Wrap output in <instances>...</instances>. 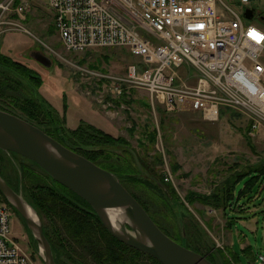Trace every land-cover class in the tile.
<instances>
[{
    "label": "rangeland",
    "instance_id": "rangeland-1",
    "mask_svg": "<svg viewBox=\"0 0 264 264\" xmlns=\"http://www.w3.org/2000/svg\"><path fill=\"white\" fill-rule=\"evenodd\" d=\"M9 1L11 0H0L4 3ZM22 1L29 4L24 12L25 19L14 16L12 10H6L1 15L0 20L4 22H0V53L26 63L36 72L34 75L41 77L43 85L39 89L36 88L35 95L42 98V102L37 101L42 103L44 112L48 114L40 108L28 105L38 113L37 117L41 122L32 119L28 111L20 109L23 107L22 99L30 97V94L18 87L17 83L22 77L2 66L0 84L7 79L5 85L15 87H3L5 94L0 95V108L44 127L49 125L48 117L51 112L55 116L53 124L58 130H62L57 131L58 135L67 140L68 144L76 143L72 136L75 133L69 134V131L78 127V119L89 118L88 115L96 112L104 122L98 124L100 126L91 124L94 128L129 142L126 145L117 141L111 145L113 154L107 156L109 161L107 162L106 158L100 159L108 168L118 172L128 169L129 162L123 157H118V154L129 156L126 152L130 150L133 154L138 153V158H142L146 177L150 170L149 175L157 177L160 173L164 174L167 168L173 173L174 180L170 182L176 194H168L165 190L160 194L154 184L146 188L135 187L126 172L125 176H118L120 179L122 177L124 185L138 198L148 201L149 207L158 212L157 219L172 237H176L175 240L196 251L199 250L198 252H205L215 264H259V254H264L263 178L256 180L255 184L247 189V193L240 197L249 185V177L243 176L236 185L234 201L239 203L230 210L231 220H234L231 226L222 210L210 211L209 204L195 201L194 196V192L200 194L199 196L217 193L218 189L228 183L229 177H235L236 171L245 172L250 167L264 166V134L260 133L249 142L246 136L249 123L247 115L242 111L226 110L219 120L212 122L204 120L198 112L178 110L168 113L157 103L154 108L148 93L143 89H132L130 96L125 99L115 96L111 91L113 80L109 76L123 75L126 66L137 57L128 49L119 47L98 48L85 52L69 51L63 46L55 29L48 0ZM256 9L261 10L264 15V0L256 2ZM254 21L264 26V18L260 21L257 13L252 22ZM245 22L251 21L245 19ZM34 50H41L50 56L52 65L46 67L33 59ZM22 82L26 84L24 78ZM17 98H22L21 102H15ZM128 99L132 101L126 102ZM64 114H68V123L63 126ZM82 123L88 124V121ZM155 130L157 139L152 141L149 138L150 132ZM88 135L95 141L102 139L94 132ZM133 154L129 156L130 159H133ZM133 160L135 162V155ZM172 164L179 165L177 172L172 170ZM0 172L23 194L42 218L58 264H99L94 261L87 248L70 235L63 218L53 215L49 217L47 212L38 208L30 198L27 188L37 184L54 185L64 192L44 168L19 153L0 149ZM154 187L158 191L153 190ZM66 194L85 208L74 194ZM169 202L173 207L172 213L167 209ZM9 208L12 234L18 237L36 264H45L34 234L17 210L10 205ZM234 256L237 262L234 261ZM142 263L155 264L147 260Z\"/></svg>",
    "mask_w": 264,
    "mask_h": 264
},
{
    "label": "built area",
    "instance_id": "built-area-1",
    "mask_svg": "<svg viewBox=\"0 0 264 264\" xmlns=\"http://www.w3.org/2000/svg\"><path fill=\"white\" fill-rule=\"evenodd\" d=\"M257 1L48 0L47 4L69 51L119 47L137 57L123 75L109 76L115 96L143 89L154 108L157 103L168 113L198 112L212 122L226 110L242 111L249 120L246 134L255 139L264 134V26L252 22L256 13L260 21L264 15L256 9ZM13 2H0V19L6 10L26 18L27 3L13 7ZM247 9H253L252 18L246 16ZM164 176L174 180L169 168ZM10 216L9 205L0 200V264H36L12 234ZM259 264H264L262 253Z\"/></svg>",
    "mask_w": 264,
    "mask_h": 264
},
{
    "label": "water",
    "instance_id": "water-1",
    "mask_svg": "<svg viewBox=\"0 0 264 264\" xmlns=\"http://www.w3.org/2000/svg\"><path fill=\"white\" fill-rule=\"evenodd\" d=\"M253 14V9H247L248 18ZM37 52L34 58L50 67L52 59ZM0 149L34 160L54 180L90 203L112 235L162 264H215L206 254L189 248L162 230L116 173L60 142L35 123L1 108ZM134 155L141 167L138 155ZM0 191L34 234L44 263L58 264L42 218L1 173ZM29 209L34 210L37 220Z\"/></svg>",
    "mask_w": 264,
    "mask_h": 264
},
{
    "label": "trees",
    "instance_id": "trees-1",
    "mask_svg": "<svg viewBox=\"0 0 264 264\" xmlns=\"http://www.w3.org/2000/svg\"><path fill=\"white\" fill-rule=\"evenodd\" d=\"M0 66H2L3 68H6V70H12L16 72L20 76V78L22 77V79L24 78L26 80V84L22 82V79L17 84H18V87H21L28 94H30V97L26 99L17 98L15 102H21V99H22L24 102H23V107H20V109L23 108V110L28 111L32 119H37L42 122V120L39 119V117H37L38 113L34 112V110L30 109V107L28 106V105H31L36 109L40 108L43 112L45 110L44 109L45 107L41 105L42 103L37 101V100L41 101L42 98L36 97L35 95L36 88L39 89L43 85V80L41 79V77H39L38 75H34L36 74V72L33 71L29 67V65H26V63L13 59L12 57L7 56L3 53H0ZM20 78L18 77V79ZM4 82H7V79H4ZM4 82L3 84H0V95L5 94V92H3L4 91L3 87L5 86L6 88L15 87V85L14 86L9 85V84L5 85ZM125 97L126 96H124L123 99H125ZM129 101H132V99L126 100V102H129ZM149 106L152 107L150 103H149ZM44 113H47V112H44ZM54 118L55 116L50 112V116L48 117L49 119L48 127H44L36 123L35 124L41 127L42 129H44L47 133L52 135L54 138H56L60 142L71 147L72 149L79 152L80 154H83L84 156L91 159L92 161L99 164L100 166L106 169H109L112 172H115L117 175L125 176V172H126L129 176L128 179L132 182V184L135 187L138 186L139 188L141 187L146 188L148 185L154 184L159 189L160 194H162L164 190L168 194L170 193L176 194L173 184L170 181L165 180V176L163 173H160V175H158L157 177L154 175H149L151 173V170L148 173L147 171H145L147 173V177H146V175L144 174V170L142 168L144 166L142 158L139 156L140 161L142 163V166L139 167L138 165H136L137 164L136 160L134 162L133 160L134 154L130 150L129 152H126V153H128L129 156L133 154V159H130V157L127 155L126 157L122 154H118L119 155L118 157H123L130 164L129 165L130 168L128 167V169L124 171L121 170L122 172H118L115 169L114 170L110 169L107 167L108 166L107 164L100 161V159H105V158L107 162L109 161L107 156L110 155L111 153L113 154L111 145L115 144L117 141L128 145L129 144L128 140L126 141V139L122 137L116 138L110 135L109 133L104 132L103 130H98L94 128V126H92L91 124L82 123L78 125V127L75 128L74 130L69 131V134H71L72 132L75 133V134H72V136H74V138L76 139V143L68 144L67 140H65L61 135H58L59 133H57V131L60 132L62 130L61 129L58 130L57 129L58 127L55 126V124H53ZM27 120L31 121L30 119H27ZM62 123H63L62 125L64 126L65 125L64 116H63ZM90 132L91 133L94 132L99 137H102V139L98 141L90 139L88 135L90 134ZM150 133L151 134L149 138L152 141L157 139L156 130L153 132L151 131ZM247 139L249 140V142L251 141V139L248 136H247ZM97 143H101V144H97ZM179 168H180L179 165L172 164V170L174 172H177ZM246 170L247 171L245 172L242 170H241L242 172L236 171L235 177L234 178L229 177L228 183L223 185L222 188L218 189L217 193L212 192L209 195L203 194V196H199L200 194H195L194 192V196L196 197L195 201L200 200L206 204H209L215 209L222 210L223 214L228 217V224L231 226L232 217L230 216V210H232V208L234 209V205L236 204L238 205L239 203V201L238 202L234 201L236 198V197L234 198V195H235L234 190H235L236 185L241 181L243 176L247 175L249 177V181L247 183L249 185L239 195L240 197L244 195L245 193H247V189L250 187V185L255 184L256 180H260L261 177L264 180V166L250 167V169H246ZM52 180L54 181V183L56 182L64 192H62L60 189H58L54 185L37 184L35 187L27 188L30 198L32 199V201L38 208L43 209L45 212H47V215L49 217L53 215V216H60L61 218H63V220L65 221L67 225L66 227L67 230L70 231V235L73 238H76L79 241L78 243L81 246H84L85 248H87V251L93 257L94 261H96L99 264H119V263L121 264H124V263L125 264H141L144 260H147L149 262L152 261L155 264H162L160 261H158L155 257L151 256L150 254L142 252L122 242L121 240L116 238L114 235H112V233H110L108 229L104 226L98 214L95 213L94 208L90 205V203H88L84 198H82L72 189L60 184L54 179ZM121 181H122V177H121ZM122 183L125 184L124 181H122ZM154 189L158 191L155 187L153 188V190ZM128 190L138 199V201L148 211L150 216L160 226V228H162V230H164L168 235H170L167 232L166 228H164L163 225L160 223V221L157 219L156 215L158 212L155 209L152 210L149 207L148 205L149 202L143 201L142 199L138 198V196H136V194L132 190H130L129 187H128ZM66 193L74 194L77 198H79L82 201L83 205H85V208L78 205L74 200L70 199L71 197ZM0 200L6 202L8 205L12 207V205L8 202V200L5 198V196L3 195L1 191H0ZM167 204L169 205L167 206V209L169 210V212L170 213L174 212L171 203L169 202ZM46 235L48 237L47 233ZM173 238L176 239V237H173ZM200 252L206 254L205 252H202V251ZM207 256L210 260H213L210 258L209 255ZM127 257L129 259H127ZM233 259L234 261L237 262V258L235 256L233 257Z\"/></svg>",
    "mask_w": 264,
    "mask_h": 264
},
{
    "label": "crops",
    "instance_id": "crops-1",
    "mask_svg": "<svg viewBox=\"0 0 264 264\" xmlns=\"http://www.w3.org/2000/svg\"><path fill=\"white\" fill-rule=\"evenodd\" d=\"M22 0H19V2H21ZM65 115V117H64V119H65V123H68V114H64ZM88 117L89 118H79L78 119V125H80V124H82V122L83 121H88V124H94V125H97V126H100V125H98V124H103V120L100 118V116H99V114H97L96 115V112H94V114L93 113H91L90 115H88ZM77 125V126H78ZM102 128V127H101ZM102 129H104V128H102ZM104 130H107V129H104ZM262 134V133H261ZM211 207V208H210ZM209 207V209H210V211H216V210H219V209H215V208H213L212 206H210ZM223 213V212H222ZM227 222H228V220H227ZM232 222H234V220L232 221Z\"/></svg>",
    "mask_w": 264,
    "mask_h": 264
},
{
    "label": "flooded vegetation",
    "instance_id": "flooded-vegetation-1",
    "mask_svg": "<svg viewBox=\"0 0 264 264\" xmlns=\"http://www.w3.org/2000/svg\"><path fill=\"white\" fill-rule=\"evenodd\" d=\"M22 2V1H21ZM21 2H19V0H14V2H13V7L15 6V5H17L18 3H21ZM27 3V2H26ZM29 4L27 3V6H28ZM28 8V7H27ZM26 11H27V9H26ZM25 12V11H24ZM14 16H17V17H19V15L17 14V13H14L13 14ZM37 51H41V50H34V51H32V58L33 59H35L34 58V55H37ZM42 52V51H41ZM42 53H44V52H42ZM44 54H46V53H44ZM50 57V56H49ZM51 58V57H50ZM38 63H40V64H42V65H44V66H46L45 64H43V63H41L40 61H38L37 59H35ZM46 67H48V66H46ZM71 148V147H70Z\"/></svg>",
    "mask_w": 264,
    "mask_h": 264
},
{
    "label": "bare ground",
    "instance_id": "bare-ground-1",
    "mask_svg": "<svg viewBox=\"0 0 264 264\" xmlns=\"http://www.w3.org/2000/svg\"><path fill=\"white\" fill-rule=\"evenodd\" d=\"M29 211H30V213H31V215H32V217H34V219H38V217H37V215H36V213L34 212V210L33 209H29Z\"/></svg>",
    "mask_w": 264,
    "mask_h": 264
},
{
    "label": "snow or ice",
    "instance_id": "snow-or-ice-1",
    "mask_svg": "<svg viewBox=\"0 0 264 264\" xmlns=\"http://www.w3.org/2000/svg\"><path fill=\"white\" fill-rule=\"evenodd\" d=\"M253 34H255V33H253Z\"/></svg>",
    "mask_w": 264,
    "mask_h": 264
}]
</instances>
